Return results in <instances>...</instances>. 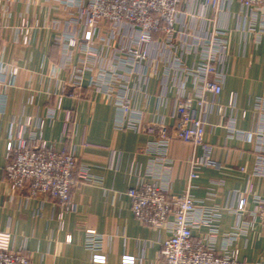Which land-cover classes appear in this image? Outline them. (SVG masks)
Returning a JSON list of instances; mask_svg holds the SVG:
<instances>
[{"label": "crops", "instance_id": "obj_1", "mask_svg": "<svg viewBox=\"0 0 264 264\" xmlns=\"http://www.w3.org/2000/svg\"><path fill=\"white\" fill-rule=\"evenodd\" d=\"M223 3L225 11L214 17L206 0H186L185 13L176 26L199 34L214 17L217 25L230 30L226 76L218 97L219 104L228 106L226 114L222 118L215 109L205 116L211 128L204 141L214 147L212 158L218 166L202 168L190 192L203 206L214 209L236 208L246 196L247 212L241 219L236 211H221L216 248L222 250L241 221L245 227L229 248L238 250L241 261L264 264V224L251 215L255 198L264 200V139L255 137L250 142L232 133V129L264 131V39L257 42L253 34L236 29L241 12L238 0ZM57 9L53 0H0V231L11 234L13 249L27 252L32 264H99L93 261L94 253L105 256L104 264H122L125 256L135 258L136 264H159L161 243L169 233L143 225L132 215L128 190L151 181L172 194L183 193L190 161L202 156L203 149L172 139L163 150L165 155L158 154L162 150L154 151L150 134L117 128L119 111L101 94L84 90L77 97L67 93L65 80L71 69L63 66L55 43ZM28 30L30 39L24 43ZM197 59L190 55L186 63ZM183 88L185 95H194L190 80ZM148 92L150 100L143 104L137 99L136 106L148 120L165 118L173 133L176 122L169 117L170 105L178 88L170 82L168 105L163 107L157 100L158 80L150 82ZM60 96L62 104L57 109ZM231 96L235 97L232 109ZM52 110L54 117L49 119L46 114ZM42 120V138L57 151H73L91 175L90 182L70 194L75 212H63L51 198H28L24 190L13 191L5 179L9 136L28 121L26 138L40 132ZM66 121L68 130L63 136ZM250 186L253 192L248 194ZM89 230L101 241L96 252L86 246ZM205 231L195 230L194 235Z\"/></svg>", "mask_w": 264, "mask_h": 264}, {"label": "built area", "instance_id": "obj_2", "mask_svg": "<svg viewBox=\"0 0 264 264\" xmlns=\"http://www.w3.org/2000/svg\"><path fill=\"white\" fill-rule=\"evenodd\" d=\"M53 1H58L64 11H68L66 18L53 19V28L58 34L55 43L63 66L71 69L66 86L101 94L119 111L117 128L150 134L154 151L162 150L158 154L165 155L163 150L172 139L203 149L202 156L190 161L188 184L183 193L172 194L151 181L128 190L132 215L143 225L169 233L161 243L159 264H249L239 260L238 250L229 248L237 234L243 231L244 222L240 221L234 228L222 250L216 248L221 211H236L241 219L247 212V197L242 196L236 208L214 209L203 206L190 192L191 182L200 176L202 168L218 166L212 158L214 147L206 144L204 137L211 128L205 116L216 109L223 118L228 107L219 104L218 97L226 76L224 60L230 30L214 20L216 14L226 9L223 0H206L214 17L207 20V26L199 34L176 28L185 13L182 7L186 0ZM238 1L241 12L237 16L236 29L246 35L253 34L255 40L261 42L264 39V0ZM228 2L231 4V0ZM29 39L28 30L24 43ZM190 55L198 56L191 65L186 63ZM13 72L16 74L17 70ZM152 80H158L161 86L157 96L160 107L168 105L170 82L178 88L169 116L176 122L175 134L170 132L165 118L148 120L144 111L136 106L137 99L143 104L150 100L148 88ZM189 80L194 86V95H185L183 86ZM234 103L235 97L231 96V109ZM61 104L62 96L57 109ZM54 112H48L47 118L53 119ZM67 121L63 136L67 135ZM30 124L28 121L20 125L8 138L6 181L12 190L26 189L30 197L52 198L64 211L75 212L70 194L74 188L92 180L88 168L79 164L73 151H57L42 138L43 120L40 132L35 131L26 138ZM232 133L250 142L255 137L264 139V131L259 128L254 132L232 129ZM251 193L250 186L248 194ZM254 202L251 215L264 223V200L256 197ZM203 228L206 231L200 236L194 235L195 230ZM87 233L86 246L93 252L98 251L100 238L93 230ZM11 244V234L0 231V264H32L27 252L16 251ZM93 261L104 264L106 258L94 253ZM122 264H136V259L125 256Z\"/></svg>", "mask_w": 264, "mask_h": 264}, {"label": "rangeland", "instance_id": "obj_3", "mask_svg": "<svg viewBox=\"0 0 264 264\" xmlns=\"http://www.w3.org/2000/svg\"><path fill=\"white\" fill-rule=\"evenodd\" d=\"M53 4H55V6H57L58 7V9H57V12H56V17L55 18H66V14H68L67 12L68 11H64V7L61 5V4H59V2L58 1H53ZM67 87H70L69 89H68V91H67V93H72V95H74V96H77V97H80V96H82L83 94H84V91H78V89L77 88H75V87H72L71 85H69V86H67ZM71 90V91H70ZM75 93V94H74ZM87 93V92H86ZM82 98V97H81ZM174 129V128H173ZM173 134H175V130H173ZM205 138V137H204ZM207 144V143H206ZM194 146H197V145H194ZM13 191H16V190H13ZM24 191H26L27 192V190L25 189ZM17 192V191H16ZM72 192V191H71ZM252 192H253V188H252ZM27 194H28V192H27ZM27 197L28 198H37V197H30V195L28 194L27 195ZM52 199V198H51ZM53 200V199H52ZM55 201V200H54ZM56 202V201H55ZM72 202V201H71ZM57 203V202H56ZM58 205H60V207L62 208V206H61V204H59V203H57ZM62 210H63V208H62ZM63 212H70V211H64L63 210ZM264 224V223H263ZM16 251H20V250H16ZM240 260V259H239ZM241 261V260H240ZM244 262H246V261H244ZM247 263H249V262H247ZM249 264H251V263H249Z\"/></svg>", "mask_w": 264, "mask_h": 264}]
</instances>
